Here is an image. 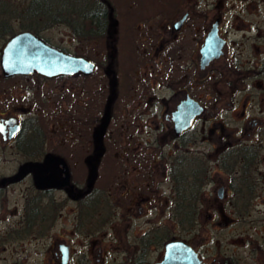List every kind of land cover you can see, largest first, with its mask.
I'll use <instances>...</instances> for the list:
<instances>
[{"label":"flooded vegetation","instance_id":"af4514ba","mask_svg":"<svg viewBox=\"0 0 264 264\" xmlns=\"http://www.w3.org/2000/svg\"><path fill=\"white\" fill-rule=\"evenodd\" d=\"M67 17L72 36L103 37L102 64L94 62L90 76L4 77L0 68V223L15 219L0 227V243L5 251L13 242L31 245L7 264L159 263L157 194L168 191L165 203L173 207V178L185 171L193 141L210 148L194 158L204 165V188L216 183L207 216L213 231L237 223L247 231L216 237L212 254L187 244L200 264H247L224 243L243 244L248 264H264V179L256 177L263 175L264 118L247 117L256 101L264 115V0H72ZM214 34L219 54L204 65ZM59 80H67V93ZM188 97L202 111L176 135L174 114L181 108L183 115ZM236 115L246 118L237 138L225 120ZM205 120L214 125L207 141ZM109 146L116 148L110 156ZM6 165L16 167L4 172Z\"/></svg>","mask_w":264,"mask_h":264},{"label":"rangeland","instance_id":"374dc122","mask_svg":"<svg viewBox=\"0 0 264 264\" xmlns=\"http://www.w3.org/2000/svg\"><path fill=\"white\" fill-rule=\"evenodd\" d=\"M12 1L13 4L15 5H19L21 3L22 8H24L26 6V0H10ZM13 29L15 31V33L20 32V27H19V22L14 21L12 23ZM11 36L6 37L5 39L0 38V55H1V50L5 44V42L10 38ZM40 37L45 40L48 44H50L51 46L54 47H58V48H64L66 50H68L70 52V54H76L79 56H85L86 58L91 59L93 62L97 63V64H102L103 58H104V54L105 51L101 46V42H94V41H87V42H80L79 40H76L73 38V36L71 35V33L67 30L66 27L64 26H57V27H52L50 29L45 30L43 33L40 34ZM189 66V65H188ZM176 70V77H178V71ZM174 72H172L171 75H173ZM93 82V81H92ZM59 87L62 86L63 88V93H67V88H68V84H67V80H59ZM249 89H251L252 92H260V88L257 89V86L254 88L253 85H249ZM60 92V90L58 91ZM203 93H210L211 92V88L209 84H204L203 85V89H202ZM194 90H193V94H194ZM256 109L253 108L249 114L247 115L248 118H252V117H257V118H264L263 114H259L257 108L259 106V102L256 101ZM228 120L229 122L226 123V125L229 127L230 130H235V132L232 134V136H234L235 138L237 137H241V130L244 129V126L246 125V118L245 117H226L225 120ZM242 119H245L242 121ZM226 120V121H227ZM203 136L205 137L203 140L207 141L208 138H210L211 136V130L214 128V125L212 122L205 120L203 122ZM261 128V126H260ZM199 129V127H198ZM197 128H193L191 130V133L188 136V141L190 140H194V136L196 137V133L198 131ZM255 130V129H254ZM253 131V130H251ZM239 132V133H238ZM60 134L65 133L67 137L68 133L65 131H61L59 132ZM237 133V134H235ZM254 138V137H253ZM252 138V139H253ZM258 139V138H257ZM257 139H255V141H258ZM59 140L60 137H59ZM209 144L207 143H203V145H201L200 147L195 146L194 141L188 144L187 147V157H191L194 158L196 157L195 152H198V150H202V151H206L209 152ZM116 150V148H113V146H109L108 149V155H113L112 153H114V151ZM260 151V156L264 158V146L262 145L259 149ZM171 152H173V150L171 149ZM260 166V169L262 171L263 175H259V173H257L256 177L260 178V183H262V179H264V160L262 161L261 165H258V167ZM16 166L14 165H6L4 166V172H11L13 171V169ZM81 172V170H75V172ZM225 178V177H224ZM216 183L209 180L208 185L203 189V195L201 196V200L199 202V209H198V216H197V221H199V226L197 228H195V230H191V231H182L180 228L177 227L176 223L174 222L173 218L171 217V209L172 207L170 205H168L167 203H165V198L169 197V192L165 191V193L163 194L162 191L159 194L160 197V202H155V214H154V219H155V230H159L160 231H167L169 233L172 234V237H174V239H178V240H182L186 243H190L193 245H196L200 248V250L203 253L206 254H212L215 251V247L214 244L216 243L214 239H216V237L222 239V238H226V237H231V238H236V237H241L242 234H244L247 229H246V225L244 224H235V225H231L229 224V226L225 225L223 229H221L219 231V233L216 235V232L213 231V226L212 224H209L210 222H208L207 220V216L211 213V209H209L210 205L213 203L215 197H216V188H215ZM261 188V185L259 186ZM207 188V189H206ZM156 195V199L159 198ZM15 196H12L10 199V207H13L15 203H12V200H14ZM201 206H203L201 208ZM208 207V208H207ZM207 211H206V210ZM261 211H264V207H260ZM202 210V211H201ZM14 216L10 217L8 219H6L4 222L0 223V227H5V226H9L13 221H14ZM233 224V223H232ZM227 226V227H226ZM62 227V222L59 224L57 230L55 231V233H58V231L61 229ZM160 235V233H159ZM166 239L163 238L162 240L158 241L161 242V245H155V249H154V253H153V259L154 261H160L163 257V248H164V244L167 242L165 241ZM214 240V241H213ZM214 243V244H213ZM24 244V245H23ZM225 244V248L227 249L225 252H231V253H235L237 257H239L240 259H242L244 262L243 263H247L248 264V256L246 255V253H248V251L245 249L243 244H240V246L237 245H228L227 243ZM227 244V245H226ZM31 245L23 242V243H18V242H13V244H9V246H6L5 248L7 249L6 251L3 250V244L2 242L0 243V264H7V262L4 259H7V261L11 260V255H19V254H15L12 252H19L21 255H23L22 252L27 251L29 249ZM8 247V248H7ZM224 247V245H222V248ZM27 253V252H26ZM25 254V253H24ZM15 257V256H12ZM11 263V261H9Z\"/></svg>","mask_w":264,"mask_h":264},{"label":"water","instance_id":"95a60500","mask_svg":"<svg viewBox=\"0 0 264 264\" xmlns=\"http://www.w3.org/2000/svg\"><path fill=\"white\" fill-rule=\"evenodd\" d=\"M216 39L215 34L207 38V47L202 52L204 65L219 54L216 47L212 46ZM0 68L4 77L30 75L36 72L48 78H61L77 73L90 76L95 70V63L89 58L75 56L51 46L30 32H21L12 36L3 47ZM201 111L199 103L188 97L183 115L181 108L174 114L176 135L189 130ZM59 163L63 168V181L68 183V168L63 161ZM156 264H200V262L192 246L182 240H173L165 244L163 258Z\"/></svg>","mask_w":264,"mask_h":264},{"label":"trees","instance_id":"16d2710c","mask_svg":"<svg viewBox=\"0 0 264 264\" xmlns=\"http://www.w3.org/2000/svg\"><path fill=\"white\" fill-rule=\"evenodd\" d=\"M71 3L72 0H26V6L22 8L21 3L15 5L10 0H0V38L5 39L15 34L12 26L14 21L19 22L20 31H29L36 36H40L52 27L72 28L73 22L67 17ZM31 13H39L42 19L40 21L28 19L24 15ZM73 32V36L81 42H98L103 38L100 35H82L78 30ZM59 49L70 53L64 48ZM183 168L185 171L179 175V178H173L175 193L171 214L178 228L191 231L197 225L198 207L205 185L204 175L201 173L205 168L203 164L191 157L186 158ZM155 234V245H161L162 243L158 241L163 238L167 242L174 240L168 230L159 232L156 229Z\"/></svg>","mask_w":264,"mask_h":264}]
</instances>
